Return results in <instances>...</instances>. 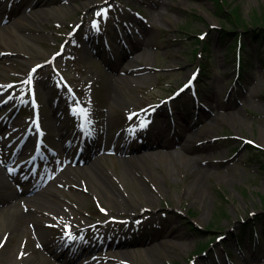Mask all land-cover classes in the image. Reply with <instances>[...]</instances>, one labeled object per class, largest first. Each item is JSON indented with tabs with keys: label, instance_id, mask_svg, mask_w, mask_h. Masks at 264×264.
<instances>
[{
	"label": "rangeland",
	"instance_id": "obj_1",
	"mask_svg": "<svg viewBox=\"0 0 264 264\" xmlns=\"http://www.w3.org/2000/svg\"><path fill=\"white\" fill-rule=\"evenodd\" d=\"M25 1L5 0L1 5L5 14L0 18L9 12H18ZM41 8V21H30L27 25L31 30H22L19 41L23 45L7 42V46L4 39L9 49L20 50L21 47L27 53L7 58L0 54V146L6 133L4 125H9L18 139L27 135L33 139L32 121L36 114L42 119L40 124L45 134L41 145L34 143L33 149L16 153L18 143L8 134L4 140L6 149L2 152L6 155L5 164L8 169L17 170L40 151V167L37 175L31 176L39 184L31 195L38 194L40 201L57 200L58 196L67 209L74 208L81 216L73 229L81 246L94 247V253L86 260H93L91 264H118L114 253L102 243L107 242L106 231L111 225L104 214L102 198L92 192L81 175L74 177L72 186L56 181L64 170L74 173L78 156L88 153L82 143L84 139L89 142V134L94 133L80 131L86 118L85 112H80L84 101L89 106V115L97 118L101 114V125L109 127L108 145L100 155L105 165L100 163V167L112 179L128 167L120 155V143H115L119 131H131L134 141L140 143L156 141L153 129L140 135L141 119L131 121L133 103L137 106L150 103L152 109L161 108L162 112L152 114L150 120V126L154 123L160 133L157 142L186 144L185 156L198 158L195 167L207 170L202 178L204 197L200 199L187 192L184 186L188 179L172 162L161 157L157 160V149L126 156L142 155L148 160L144 167L155 174L162 195L154 192L146 179L137 181L147 192H153L156 202L149 209L138 211V214L146 211L149 215L125 236L129 242L123 248L125 263L264 264V230L261 228L264 207L260 200L264 195V63L257 59H264V49H257V42L242 34L249 51L243 57L249 58L250 65L238 68L227 45L242 29L239 31L224 23L218 16L221 8L225 11L238 8L249 28H252L254 15L264 24V0H46ZM20 12L27 14L24 9ZM17 14H13L6 25L14 22ZM224 31L229 33L225 39L222 38ZM125 32L129 35L123 44L121 38ZM197 38L204 41L207 48L199 47ZM123 47L129 56L121 59L120 68H111L109 65L120 60ZM3 49L0 43V51ZM136 57L143 59L132 63L134 67L147 63L150 73L121 89L113 73L117 75L121 69H127ZM36 62L40 63L32 74L34 83H26V70ZM203 67L208 72L207 78ZM196 71L198 76H194ZM190 79H193L192 85H196L198 102L190 84L168 105L173 93ZM110 95L121 102L117 108L122 114L121 124L114 122L113 113L105 109ZM6 102L11 103L10 107ZM56 105L60 109H56ZM236 112L242 117L241 122L230 120L229 115ZM93 126L97 130L94 123ZM62 134L75 138L76 145L66 149ZM105 135L106 131L100 134L99 144L105 143ZM247 145L252 152H247ZM168 151L178 153L180 146L173 145L161 152ZM86 164L88 162L81 165ZM47 167L52 169L44 171ZM166 167L171 170L167 175L163 173ZM81 172L85 174L86 169ZM11 187L14 191L24 188L19 183ZM122 190L129 192L128 188ZM137 197L140 202L135 199L133 203L141 204L143 197L139 193ZM249 225H257L254 232L251 231L256 234L253 238ZM169 226L175 236L166 234ZM41 229L51 243L56 242L64 230L57 222H49ZM32 231L26 237L35 247ZM111 231L117 232V225ZM77 252L74 249L71 254Z\"/></svg>",
	"mask_w": 264,
	"mask_h": 264
},
{
	"label": "bare ground",
	"instance_id": "obj_2",
	"mask_svg": "<svg viewBox=\"0 0 264 264\" xmlns=\"http://www.w3.org/2000/svg\"><path fill=\"white\" fill-rule=\"evenodd\" d=\"M4 1L5 0H0V16L5 14V11L1 8ZM22 5L23 7L21 9H24L27 14H21L20 9L18 12H9L8 15H4L0 18V43L4 45V49L1 50L2 52L0 51L2 57L5 56L7 58L10 55H25L27 53L23 51L21 47L20 50L9 49L7 47V42L20 43L19 40L21 38L22 30H31V26H28L27 23L30 21H35L36 23L41 21L43 14L41 7L46 5V0H26ZM15 13H18L16 16L14 15L15 21L6 25ZM141 30L145 33V29L143 27H141ZM4 39H6L5 44L7 46L4 44ZM89 46L92 47L91 44ZM123 48L124 50L122 49L120 52V60L109 65L111 68H120L121 59L129 56L126 48ZM142 59L143 58L140 59L136 57L130 64H128L127 69H121L117 75L113 73V79L118 85H121V89H123V86L127 85L129 82H133L135 79L140 78L141 75L150 73V67L147 63L139 65L138 68L134 67L132 64L134 62H141ZM39 63L40 62H36L35 64L33 63L29 65L26 70L27 74L32 75L36 71V66ZM168 103L172 102L169 101ZM5 104L8 107L11 105V103L8 102ZM120 105L121 102L115 96L110 95L109 103L105 107L106 111L113 113V115L111 114L112 117H110L117 124L122 123V114L117 109ZM132 105L133 117L137 120L141 119L144 124H147L152 114L162 112L159 107L152 109V105L150 103L142 106H137L135 103ZM55 108L60 109L57 105ZM80 109L82 113L85 112L87 118H90L88 115L89 106L87 102L84 101L83 104L80 105ZM229 116L230 120L234 118L240 122L242 121V117L238 112ZM93 123L96 125L97 130H94ZM85 129L88 132L94 133V135L89 134V142L85 139L82 143V147H87L88 153L84 155H82V153L78 156V168L74 171V173L64 170L61 172L56 181L57 183H61L63 186H72L74 177H79V175H81V177L89 184L92 192L102 198L105 206L104 214L109 217L107 222L111 223V225L107 227L108 230L106 231V247L114 253L118 264H128L125 263L126 259L124 256L126 255V251L123 249L129 245L125 236H127L129 234L128 232L132 229L138 227V224L142 221V219L149 215L146 211L142 212V214H138V211L142 209H149L153 203L156 202L153 192H147L145 187H142L143 184L139 185L137 181H142V178L146 179L150 182L153 191L157 194L162 195V190L155 174L146 171L144 165H148V160L145 159L144 156L136 155L132 158H127L126 156L131 153L136 154L141 151H153L154 149H157L155 151L157 160L161 157L172 162V164L176 166L177 170L188 179V184L184 186L187 192L189 194L196 195V198L200 199L204 197L203 189L205 184L202 181V178L206 174L207 170L195 167L194 163H196L198 158H187L185 156L187 153L186 144H182L181 142L171 144L135 143L131 138L129 130H121L118 132L115 143H120L119 147L122 149L120 155L125 158L128 167L120 170L118 175L115 177L116 179H112L100 167V163L104 164L100 155L108 145L109 138L107 135L109 134H107V132L109 127L106 128L101 125L100 114L93 121L88 119ZM3 131H7L8 134L14 133L9 125H4ZM103 131L104 133L106 131V135L104 137L105 143L99 144L98 138H100V134L103 133ZM206 131H209V129L207 128ZM67 135L68 134L61 135V139L64 138L63 146L66 149L69 146L72 147L76 145V140L74 138L69 139ZM13 136L15 142H21L19 150L24 151V149L33 147V141L30 137L20 140L17 138V135L13 134ZM5 137L6 135L2 136V139H5ZM96 141H98V143H96ZM173 145L180 146V151L178 153L174 154L169 151L164 153L161 152L165 148H169ZM84 162H88V164H86V166H82L81 164ZM4 167H6L5 160L0 156V264H91L93 260L91 261L86 259L91 257L94 253L93 248L80 247L77 249L78 254H71L77 246L76 240L73 242L71 241V238L75 237L76 232L75 229H73V226L75 222H78L77 218L81 217L76 214L75 209H67L68 206L63 205L60 201L61 198L58 196L56 197L57 200L44 198L40 201L38 194L29 195L35 191L38 186L34 183L24 189H21V191H13L11 186L14 182L25 184L28 181L23 174H17L18 172H13L9 169H5ZM82 169H86L85 174L84 172H81ZM170 172L171 170L167 167L163 170L165 175ZM130 186L132 188L136 187V189L130 190ZM121 188H124V190L125 188H128L129 192H124ZM48 192H50V189ZM137 193L141 194L143 197L141 204L133 203L135 199L138 200ZM25 195H28V199L24 198ZM138 202L140 201L138 200ZM72 205L75 206V204ZM131 207L134 209H131ZM49 222H57L61 224L64 229L59 239L54 243L47 240L44 231L41 229L42 227L47 226ZM114 225H117V232L111 231ZM166 229L167 235L175 236V234H173L174 230L172 226H169ZM32 230H34L33 237L36 240L35 243H37V246L35 247L32 246V242H30L28 240L29 238L26 237L27 233ZM55 261H60V263H56Z\"/></svg>",
	"mask_w": 264,
	"mask_h": 264
},
{
	"label": "trees",
	"instance_id": "obj_3",
	"mask_svg": "<svg viewBox=\"0 0 264 264\" xmlns=\"http://www.w3.org/2000/svg\"><path fill=\"white\" fill-rule=\"evenodd\" d=\"M218 16H221L222 21L228 22L229 25H233L237 30H241V34H239L228 46V52H233L234 48L241 47V51H245V43L242 39V34L246 37H251V39L255 42H257V46L260 48H264V24H262V20L259 18V16L254 15L253 20L251 22L252 28L248 27V24L242 19L240 15V11L238 8H234L231 11L230 10H224V8H221L218 12ZM234 33V32H233ZM229 34L228 31H224L223 38H226V35ZM197 45L200 47V45L206 47V43L200 42L199 40L196 41ZM243 63V62H242ZM244 64H242L243 66ZM248 65V64H247ZM249 152H252V149H249ZM261 204L264 207V195H261L260 197Z\"/></svg>",
	"mask_w": 264,
	"mask_h": 264
},
{
	"label": "snow or ice",
	"instance_id": "obj_4",
	"mask_svg": "<svg viewBox=\"0 0 264 264\" xmlns=\"http://www.w3.org/2000/svg\"><path fill=\"white\" fill-rule=\"evenodd\" d=\"M98 15H100V13H98ZM203 39V37H201ZM35 71V70H33ZM26 83H31V79H29V81H26Z\"/></svg>",
	"mask_w": 264,
	"mask_h": 264
}]
</instances>
